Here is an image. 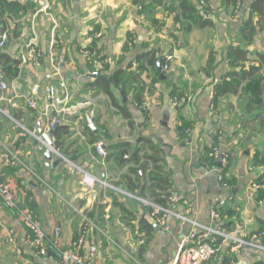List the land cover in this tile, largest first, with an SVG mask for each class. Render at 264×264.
<instances>
[{"label": "crops", "instance_id": "0c3cea01", "mask_svg": "<svg viewBox=\"0 0 264 264\" xmlns=\"http://www.w3.org/2000/svg\"><path fill=\"white\" fill-rule=\"evenodd\" d=\"M7 1L22 9L7 11L0 25L8 37L0 47L8 84L0 90V179L59 250L72 249L86 215L87 244L97 246L93 264H166L191 223L156 214L153 205L168 207L175 196L171 209L200 225L211 223L215 207L226 232L247 240L264 233V0H210L207 8L189 0L206 13L204 26L184 17L182 0H53L48 12L41 0ZM230 48L246 52L236 66ZM153 55L169 59L164 76L153 69ZM230 72L246 78L214 102ZM259 76L256 103L243 91ZM98 79L111 82L113 97ZM51 90L65 106L52 105ZM174 91L189 98L174 104ZM54 126L48 159L43 134ZM84 171L97 179L93 191ZM8 229L16 245L5 240ZM25 239L20 214L0 197V264H61L59 250L38 255ZM208 264H264V249L220 238Z\"/></svg>", "mask_w": 264, "mask_h": 264}, {"label": "built area", "instance_id": "2783aa9c", "mask_svg": "<svg viewBox=\"0 0 264 264\" xmlns=\"http://www.w3.org/2000/svg\"><path fill=\"white\" fill-rule=\"evenodd\" d=\"M199 4L202 8H207L210 6V0H198ZM240 3V0H238ZM53 0H41L40 5L42 11L48 12L52 9ZM7 34L6 32H0V47H4L7 42ZM32 57L34 61H37L40 57V53L34 48L31 50ZM89 56H96L97 53L88 52ZM169 59H167V63L164 66V71L169 70ZM52 62L55 63V59L52 56ZM56 66V65H55ZM97 74V71L94 72ZM8 88V84L1 78L0 76V90L4 91ZM51 98L53 106H65V100L62 99L57 92L51 90ZM189 98L188 93H183L182 96H175L173 98L174 104H181ZM29 105L33 108L38 107V103L35 100H30ZM64 109V107H62ZM188 132V131H187ZM42 142L43 139H42ZM47 144L46 142H44ZM96 151L98 154L104 158L106 157V149L103 142H98L96 144ZM212 156V154H210ZM216 156V153H215ZM8 163H14L12 159L7 161ZM84 182L88 185L90 191H93L95 181L97 180L94 176H92L87 171H84ZM107 184V183H106ZM0 197L3 200L6 207L10 209L16 210L22 219L26 230V242L30 248H32L38 255H47L50 250H59L56 242L47 236L46 232L43 229L41 221L37 218V216L33 213L32 210L25 208L22 209L17 205L16 202V194L12 189L11 185L0 179ZM176 196L170 203L168 207H162L160 205L154 204V208L156 210V214L158 213H173L181 220H188L191 223V226L178 245L177 251L175 255L169 260L166 264H208L210 259L217 253V244L220 238L231 241L236 248H242L246 245H250L252 247H257L260 249H264V247L257 242L261 235L259 233L251 236L249 240L237 237L231 233H228L222 227V216L217 208H213L211 211V223L207 225H200L197 221L191 220L186 216H182L180 214L175 213L171 207L175 205ZM83 216V221L85 222V226L82 229L80 235L77 239L73 241L72 249L70 250H59L61 256V264H93V259L97 252V246L95 243L87 244V235L89 232V228L87 227L89 222L86 215ZM158 222L164 226L166 229L168 228L165 222L164 217L157 216ZM59 229L56 230V235L59 234ZM5 240L12 245H16L18 242L17 234L13 229H8L5 234ZM87 245V253L83 255L81 253L82 249Z\"/></svg>", "mask_w": 264, "mask_h": 264}, {"label": "trees", "instance_id": "16d2710c", "mask_svg": "<svg viewBox=\"0 0 264 264\" xmlns=\"http://www.w3.org/2000/svg\"><path fill=\"white\" fill-rule=\"evenodd\" d=\"M155 2H157V0H155ZM136 3L143 4V2L139 1V0H137ZM148 4H149V6H151L153 4V2L150 1ZM0 7H1V9H0V25L1 26L4 25V22H3L2 18L4 17V14L7 11H13L15 13H18L22 9L21 4L16 3V2L8 3L7 0H0ZM181 7L183 8V14H184V17L186 19H190V20H192L193 22H196V23L200 21L199 24L201 26H204L206 23H209V21L205 19V15L204 14H206V13L201 14L197 10V8L191 4V2L189 0H182L181 1ZM2 29L3 28L0 29V32H4V31H2ZM246 30H248L249 34H251V35L254 34V30L255 29H254V27H252V21H249L247 23ZM126 48H127V46H125V49ZM245 54H246V52H244V50H242V49H235V48L232 49V48H230L229 51H228L229 59L231 60L232 65H234V66H236L235 65L236 60L239 59V57H241V56H243ZM146 55L147 54H143L142 57L145 58ZM261 57H263V56L261 55ZM157 59H158V57L156 55H153V57L150 60V63L152 65L153 69L155 70L156 74L159 77H161V73H160V71H158V67L156 65ZM161 63H162V67L164 69V66L167 63L166 57H163ZM210 66H211V61L209 63V67ZM260 68H261L260 66L259 67L253 66L252 69L253 70H255V69L260 70ZM122 72L123 71L120 70V71H118L115 74L116 81L120 80V76L122 75ZM228 75H229L228 77L230 78V80L225 81L220 86H218V85L216 86V89H215L216 93L214 94V97H213L214 102H216L218 100V98H219V96H221V94L226 93L229 89H231L233 92H237V90L235 89L234 86H236V87L239 86L240 82H241V79H245L246 78L245 74H239L237 79H234L235 75H233V72H230ZM261 77L262 76H259V78H254V80H252L250 83H248L246 85V87H244V91H243L244 94L250 95L253 99H255L256 103L260 102L261 96H262ZM98 84L102 85L104 87L105 91L113 97V94H112V91H111V88H110L111 82L109 80L105 81L104 79H98ZM231 90H229V91H231ZM174 92H175L174 93L175 96H182L183 95V93L178 95V94H176L177 93L176 91H174ZM262 197H264V193H262ZM159 201H160V203L165 204L163 200H159ZM259 234L261 235V237H262V234L264 236V233H262V232H260ZM262 242H263V245H264V237H263V240H261V243Z\"/></svg>", "mask_w": 264, "mask_h": 264}, {"label": "water", "instance_id": "95a60500", "mask_svg": "<svg viewBox=\"0 0 264 264\" xmlns=\"http://www.w3.org/2000/svg\"><path fill=\"white\" fill-rule=\"evenodd\" d=\"M0 50L2 51V49H0ZM162 59H163L162 57L158 58V60H157V67H158L161 75L164 76V69H163L162 63H161L162 62ZM88 120H89V126L91 128H94V120L92 118H89ZM54 130H55V126L48 133L43 134L44 135V139L46 140V143H47L46 144L47 145L46 157L48 159H51L52 158L53 151L55 150L54 149L55 148L54 147L55 146V143L53 142V139H52V134H53ZM223 159H224V155L221 154L220 157H219V159H218L219 166H222Z\"/></svg>", "mask_w": 264, "mask_h": 264}, {"label": "rangeland", "instance_id": "374dc122", "mask_svg": "<svg viewBox=\"0 0 264 264\" xmlns=\"http://www.w3.org/2000/svg\"><path fill=\"white\" fill-rule=\"evenodd\" d=\"M237 237H238V236H237ZM263 237H264V236H263V234H262V237H261V238L259 237V239H257V242L260 243V244L264 247L263 242L261 243V240H263ZM240 238H242V237H240ZM250 238H251V237H250Z\"/></svg>", "mask_w": 264, "mask_h": 264}]
</instances>
